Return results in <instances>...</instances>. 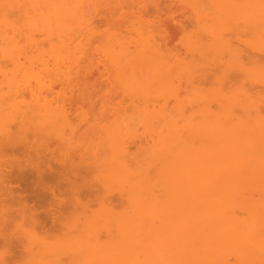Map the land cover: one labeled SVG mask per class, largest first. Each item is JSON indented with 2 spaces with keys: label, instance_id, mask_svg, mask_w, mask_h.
Here are the masks:
<instances>
[{
  "label": "rangeland",
  "instance_id": "obj_1",
  "mask_svg": "<svg viewBox=\"0 0 264 264\" xmlns=\"http://www.w3.org/2000/svg\"><path fill=\"white\" fill-rule=\"evenodd\" d=\"M50 1L61 2L62 0H50ZM74 1L79 4L80 10L83 15L84 23L83 25H81V27L79 28L77 27V29L76 26L73 25V27L75 26L74 31H72L73 30L72 29L69 32V33L72 32L71 34L74 36L73 37L72 35H68L73 37L72 43L70 45L72 46L73 49L66 56L58 55L56 54V52L55 53L51 52L52 50L51 44H56V42H58L59 40L57 38L58 36L56 35V33L54 34L56 37L52 35L54 37L51 36L52 39L50 38L49 40V36L47 37L45 33H43L44 32L43 30L42 31H40V29L35 31L32 30L31 34H33L34 41H36V42L32 41V43H34L33 46L31 44H28V42L31 43L30 41H28V38L25 39L26 37L25 33L27 32L26 27L25 29H20L21 31L18 30L22 34L18 33L17 29L20 28V26L23 27L20 21L24 22L25 20H28L30 16L29 14L35 13V15L37 14L36 16L40 15L41 11H39L40 10L39 6L36 5L34 7V10H32L30 6H27V8H30L31 10H28L29 13H26L27 15H24L25 17L22 14V12L24 11L20 10V7L18 6L17 7L19 8V10L15 6L12 7L14 9H9L8 12L12 10L11 13L6 12L8 8L2 9L4 10V12L2 11L0 12V14L4 13V20L5 17L7 16L6 18L9 20V23H11V25L10 24L7 25L9 27L7 28L5 24L0 22L2 24L0 25V28L2 26L5 32L9 34L8 37L12 35L11 37L14 36L13 38H15V41L19 40L18 41L19 46H23L24 50L20 49V51H17L18 54H20L18 55V57H19V62L21 64L20 65L21 67H17L14 64V62L9 59L8 55L6 56L1 53L2 49L6 50L7 48L6 46L7 43L5 45V41H3L4 42L3 43L1 40L2 43L0 44V81H1L0 83H2V88L0 89V94L6 93L7 95H9V91H11V93H14L12 95L11 94L9 95L10 96L9 99L8 97H6L7 95L6 96L4 95L7 99V100L4 99L5 102L8 101L6 103H8L9 107L12 106V108H23L27 103H31L36 98L39 99L40 102L48 101L52 103L53 106L63 105L66 107V110L68 112L67 114L68 120L66 122L67 124L65 122L64 125H62V123H58V125L57 124L54 125V123H52L53 125L51 124L50 126L48 124L47 119L50 120L51 116H49V118L45 116V119L43 116L40 117L35 116L33 119L36 123L38 118L40 119L43 118V121H45L46 123L44 124L47 127L49 125V127L47 128L44 127V125L40 124L42 120H40V123H38L37 121V124L39 125L35 124V126L37 125L39 127L40 125H42L43 129L44 128L45 129L38 130L39 128H42V126L39 128L36 126L37 129L34 132L37 135V137L40 135L41 138H39L40 137L39 136L37 139L36 135L35 138H32L31 136L30 138H32L31 139L32 144L36 148L43 150L44 153L47 154V156H50V161L52 163H54L56 159H60V160L64 158L67 159L69 157L68 153L70 152L73 153V150L75 149L77 151H79L80 149L87 150L86 155L89 157L92 154H95L92 152L93 151L95 152V150L97 149L96 151L99 150L98 151L99 154L101 153L100 157L104 156L101 158L102 160L100 159L99 156H97L98 160H100L99 162L106 161L105 163L103 162L102 163L106 164L104 166L105 168L106 166L108 168V166L110 165L113 166L115 165V163L117 164L115 160H117L118 158L119 159L122 158L120 156L124 157V155H122L121 153L122 152L124 153L126 151L127 152L126 161L128 165L127 167L129 170L131 169L130 171L126 169L128 173L126 171H123L122 169L121 170L122 172L120 171L121 175L118 174L119 175L118 176L116 174L119 177L118 178L115 175L116 167L115 168L111 167L112 174L108 176V178L106 177V175L104 176L103 174V172H105L106 170L105 168H104L105 170L98 169V171L96 170V172H94V176H97L100 179L102 178L101 180L99 179L98 181L100 182V184H102V190L103 192H105L104 197L106 196V194H108L107 196L111 197V195H113L112 198H116L114 197V194L115 193L119 194V197H122L119 200V202L121 201L122 204L121 202L119 203L118 201H116L114 205V209L117 212L115 211L113 212V214L108 212L106 213L105 209H103L105 202L102 201V199L99 200V203H96V201L93 202L96 199L95 198L92 201L93 205L90 203V206L87 209V215H88L87 218H89L92 215L93 217L92 216L91 217L94 218L93 220L92 219L90 220L91 217L88 220L86 218L83 219V222L86 223L85 225V223L81 222L82 220H79L82 219L83 216L81 217L79 214L75 212L73 214L72 211L73 215L77 214V216L75 215L76 217L75 216L73 217L71 213L69 214L70 216H72L69 217L70 219L65 218L66 217L65 216L62 221H64L63 223L66 222V225L64 224V226L62 227L63 224H61L60 228H58L59 227L58 226L57 227L58 229L56 228V230L55 229L52 230V232L54 231L56 232L54 236H52L51 235L52 232H50L48 237L45 240L42 241L40 240V242L37 238L35 239L36 234L37 237H39L38 235L42 234L38 228L36 234L34 233L31 234L30 232H34V231H32V227H30L28 223L27 224L26 222L24 223L23 222L24 220L21 219L19 216H15V217L12 216L14 218H11V221L10 219L7 222L4 220L5 225H3L4 222L3 224L2 222L0 223L1 225L0 232H3L2 230H4L5 232L7 229L5 233L10 234L14 239V244H15L13 249L14 254L12 256V254L8 253L7 245L3 243V241H1L0 239V261H1L0 264H33V263L46 264L48 259L49 261L47 262V264H51L50 263L51 261H55V263H57L56 262L57 259L60 260V261L58 260L60 262L59 264H86L90 259L87 260L85 257L90 258L91 254L94 255L95 252L98 251L104 252L106 254L105 255L106 259L108 257L110 258V260H112V262H114L117 259L116 256L117 254L120 253L121 255L120 254L119 255L120 257L122 256V258L119 257L120 258V259L118 258L119 262H115L116 264L124 263V261L122 262V259L126 258L128 253H130L132 259H137V256L134 254V252L135 253L137 252V255H140L141 253L140 257L142 258L139 257L140 260L141 259L144 260L146 258L144 262L147 264H158L157 258L159 259L160 256H161L160 259L162 260L159 263L166 264L167 262L168 264V262L171 261L169 263L177 264L179 263V261L181 263V259H182L181 264H184L185 261L188 260L187 257L185 258L184 256L183 257L181 256L180 260H176L179 258V256L176 253L174 254V251H172L171 254H167L166 252L170 253L171 251L167 248H164L163 245L162 246L160 244L156 245L160 249L154 248L156 247L154 245L155 244L154 242H156V240L155 241L154 239L152 240L153 233L151 234L150 231L151 232H153L154 230H158V232L160 230L164 231L163 227L164 228L169 227V226L168 227L164 226L163 222H162L163 224H161V221L159 220L158 217L160 215V218L162 220L164 216H162L160 213L159 214H154L155 212L150 213L151 217L150 216L147 217L146 216L147 214L146 215L143 214L147 218L146 217L143 218L144 216H139V217L136 216L134 218V221H132V223L134 222L136 226L139 221L141 220L146 221V222L142 221V223L141 222L139 223H141V225H143L142 227H144L141 228L143 232L145 231L147 232V230L153 228V231L151 229L148 231L151 234V236L147 232L149 236L147 237V239L144 238L145 240L143 247H142L143 245L142 243L138 245V248L140 247L139 249H137L136 246H135L136 249L134 247L132 248L131 246L132 243L131 242L127 243V241H124L123 243L126 245V247L129 244L128 246H130L129 247L130 252H128L129 250H127L126 248L125 249L123 248V245L120 244V242L122 243L121 241L122 234L120 233L121 231H124V229L125 231L128 230L130 218L127 216V212L130 211L131 214L130 207L132 205L130 203L128 196L132 193L133 194L135 193L134 195L132 194V197L137 195V198H139L138 196H140V198L143 196L144 198V196L147 195L148 189H150L149 186L151 187V183L148 182L152 181L151 177L155 174V172L158 171L159 167L165 164L163 160L165 158L163 157L164 151L162 150V146L161 147H157V146H159V144L162 145L161 142L164 143L162 140L165 141L169 139L168 136H170L171 133L174 134L173 128H175V130L181 131V133L183 130L182 133L183 137H186V140L187 139L190 140L189 138L190 134H188L190 131L186 132V129L189 128L188 130H190L193 127V125H195L198 128L200 137L198 136V138H196L195 141L193 142L198 144L197 146H200L202 148L205 147L208 148L213 145L216 146L217 143L221 142L219 140H216L218 136L215 137V140L217 142L214 140V138H212V136L211 137L206 136L208 134V133L206 134V132L208 131L207 127L213 128V126L211 127L209 125L211 124V121L216 122V120L218 119V121L220 120L219 126L220 124L224 123L223 124L224 127L225 126L226 127L234 126L235 128L237 127L236 129H234V131H232L231 135L229 136L231 137L234 135L232 137L233 142H240L243 140L240 138L243 137L245 134L247 135L244 127L245 124L242 126H237L238 124H240L241 120H243L242 122L246 120L247 121L246 124H250V125H256L257 124L256 122L264 125V28H262L264 27V22L261 21L262 23L261 24L259 21L258 23L257 22L255 24L253 23V25L249 22H245L244 24L245 20L243 19L244 17H247L246 15L250 13L249 11V13L246 14L248 9L254 11L253 8L256 9V7L258 6L256 10L260 12L261 10L259 8L264 7V0H256V1L249 0L251 3L248 0H243V1L236 0V2L240 6L241 14L244 12L243 10L246 11L242 15H240L239 12L236 13L239 7L236 8L235 12L233 11V7H231V4H234L235 2L231 0L228 1H231L232 3L229 2L226 3L227 0L225 1L221 0V2L224 3L222 5L225 6H222L220 4L221 2H218L219 3L218 5L216 2L217 0H68V2H74ZM245 1L248 2L243 5H240V3H244ZM18 2L20 3L21 0ZM18 2L16 4H18ZM22 2L24 4H27L28 1L22 0ZM215 2L217 6L219 7L222 6V8L216 7ZM252 3H254L253 5L257 3V5L253 7ZM36 4H38V2ZM247 4L250 6V8L247 7L248 6ZM251 6L253 7L252 9ZM224 8H225V12H224ZM219 10H221V12ZM253 11H251V13H253ZM258 11H254V14L255 12L257 13ZM231 12L233 13V15H231L232 14ZM6 13H8V15H6ZM35 15L33 14L34 17ZM226 15L227 17H224ZM26 16H28L27 19H25ZM218 16L221 18H218ZM39 17L41 18V16ZM40 18L38 19L37 17L39 21L42 20ZM236 18L238 20H236ZM13 22L18 25L19 23L21 24L19 25V27L18 25H16L18 27L17 28L16 26H14ZM139 22L140 23L143 22L142 23L143 25L145 23L146 24L145 27L148 33H150V35H153V38L156 41V43L158 41L157 43L158 45L159 43L161 44L160 48L163 52V55L166 54L165 58L166 59L168 58L167 60L169 61L167 62V60H165V65L167 64L168 66L167 76L168 78L171 79L172 82L170 83V79L166 80L167 82L164 79V81H162V83L164 84L159 83L161 85V89H160V86L156 81L158 86L156 87L154 86V88H156L154 89L155 91L152 89V87H148L146 89L148 85L143 84L141 88L140 86L138 88L134 86L135 85L134 84L132 86L136 88L135 91L138 88V93L136 92L135 94L132 91L133 88H130L132 86L129 87V84L127 83L129 80H130L129 82H131L132 80L131 75L133 77L134 74L132 72H129L130 70L127 71L126 69L128 68L124 70V72L127 71L125 72L126 75L123 71H122L124 73L123 75L122 72L121 74H119L120 72L117 71L118 69V67H116L117 65L113 66L114 62H112L113 64L111 63L112 59L110 56H107L105 51L107 49L106 45L110 44L109 42L111 41V39L113 38L115 39L116 37L115 39L116 47H114L113 45L114 42L113 44L112 43L110 44L111 46L114 47V49L119 50L117 48H120L119 46L121 44L124 45V42L126 41L125 45L127 44L126 46L127 50L129 52H133L135 50L134 49L135 46L133 45L134 44L136 45V41L139 38L137 32V27L140 25ZM248 23L249 25H247ZM237 24H239L238 25L239 27H237ZM254 25H257V27ZM242 26L243 27L246 26V27L243 28ZM15 27L16 29H14ZM250 27L252 29H250ZM12 30H14L15 32ZM259 30L261 32H259ZM26 34H28V32ZM67 34L64 35L67 36ZM111 35H115V37H111ZM66 36H64L65 39H68V37ZM109 38L110 41L108 42ZM117 42L119 44L118 47H117ZM21 51H23L25 54L23 52L21 54L20 53ZM29 55L30 57H28ZM246 55L256 56V59L254 61L252 60L253 62H250L251 58L249 59ZM176 64L178 65V68H175ZM172 65H174V68ZM177 69L180 70L177 71ZM24 71L25 73L26 72L29 73L26 75ZM117 72H119L118 74L120 75L119 77L121 78V81L118 80L119 77ZM4 73L6 74V76H12V75L17 76L16 78L21 79L22 81L23 79H25L24 82L29 81L31 87H33L32 90L31 91L24 90V91H20V93L19 92L15 93L13 89L10 90L11 87L6 86L8 84L6 78H5L6 83H4ZM24 74L26 75L25 78H24ZM173 74L174 76H177L179 74L178 75L179 77L175 78L174 76H172ZM121 75L124 77H122ZM173 77L175 78V80H173L174 79ZM133 78L136 79L135 77ZM21 80L18 81L21 82ZM136 80H132V82ZM154 81L155 80H153V82ZM156 82L154 83L155 85ZM149 88L150 90L152 89L151 91H153L152 92L153 97H156V99L150 98V96L148 95L149 94L148 91H150L148 90ZM140 89L141 91H139ZM151 91H150V95H152ZM223 92L229 95L226 97L227 94L225 95ZM218 93L221 94V96H219ZM231 93L234 95H232ZM232 96L235 98L231 99ZM227 99L229 102H226ZM234 99L235 101H233ZM144 100H146L145 103H143ZM154 100H155V104H154ZM6 103H4L5 107L7 106ZM146 106L149 109H147ZM143 108H146L145 110H149V113H147L148 115L140 111V109H142L144 112L145 110ZM154 109L156 110L153 111ZM257 110H258V114L256 115L255 111L257 112ZM161 112L164 113L165 115L149 116V114L154 115ZM237 118H239V120ZM51 122L53 121L51 120ZM213 124L214 123H212V125ZM216 124L217 123H215L214 126H216ZM198 125L200 128L198 127ZM168 126L170 127V129ZM184 126L186 127V129L184 128ZM176 127H180V128L177 129ZM201 127L204 128L202 129L203 131L201 130ZM205 128L206 131L204 133ZM201 133L202 135L205 134V136L204 135L201 136ZM164 135L167 136V139L165 138L166 136ZM214 136L215 135H213V137ZM2 137L3 136L0 135V145H1L0 148L3 147L4 149V142L2 141L4 137L3 138ZM163 137L165 139H163ZM210 138H212L213 141L212 139L210 140ZM247 138L248 140H250L252 139V136L248 137L247 135ZM33 140L35 142H33ZM158 140H160L161 142H159L156 145L157 147L156 150L154 149L155 147L154 145L155 143L158 142ZM214 141L216 144H214ZM166 142L168 143V140ZM245 146H248L247 142L244 143L243 149L248 148ZM48 150H50L51 152ZM116 150H118L120 156ZM47 151L50 152V154ZM115 151L116 154L118 153L117 155H115ZM8 152H5V154ZM66 155L68 156L66 157ZM117 156L119 157L117 158ZM154 156L155 157L158 156L157 158H160L161 160L156 158L158 160L157 163V160L153 158ZM8 160H9L8 156L4 155V165H8L7 164ZM112 161H115V163H113ZM151 161L154 163V166L153 165L150 166V163L153 164ZM100 166L103 167L101 164ZM137 168H139L140 170H138ZM134 169L137 170V172H135ZM100 170H103V172ZM117 170L120 169L117 168ZM123 172L128 174V176H126L125 173L123 174ZM131 172L132 174L135 173L138 174L139 176H136L135 174L131 175ZM144 177L146 178V180L144 179ZM148 177L149 179L150 178L151 179L147 182ZM118 180H121V182H118ZM142 181H146V182H142ZM144 183H146V185ZM140 184H143V186H141ZM130 187L133 188V192L130 190ZM100 188L101 187H99V189ZM124 188L126 189V191L124 190ZM136 189L138 190V192ZM102 190L100 191L102 192ZM128 190H130L131 192ZM252 190L245 191V196L250 197V199H253L251 200L252 202H254V199L258 200V198L260 199V197L264 195L262 194V192L259 191L257 192L255 189ZM148 194L150 195V192ZM154 194L162 195V192L154 190ZM250 194L253 195V197ZM149 195H147L146 197L148 198ZM119 197H117V199ZM137 198L135 197L136 200ZM97 199H99V197ZM239 200L240 198L238 199V201ZM100 203H103V205H100ZM127 203H129V205ZM260 204L262 205L264 203L261 202ZM260 204H258L259 208L255 209L256 212L255 211L253 212L251 210H246L247 209L246 207V209H244L245 211H242L243 208L242 209L238 208L237 211L236 208V214L238 216L247 219L249 218V214L250 213L252 214V212L253 214L260 212L264 213V209H262L264 207H260ZM127 205L130 207H128ZM127 208H129V210ZM101 210H104L105 212L104 211L102 212ZM88 211L90 213H88ZM130 214L128 215L130 216ZM115 216H116V220L114 218ZM120 216H122L124 219L128 217V221L125 220L126 221L125 223L124 219ZM153 217L154 218L156 217L155 220H153ZM16 220L18 222L20 220H23L22 222L26 225L24 226V224L21 223L20 221L21 226L27 227L28 225V227L31 228V230L29 229L27 230L26 228L25 229L30 232H27L24 229V227L22 228L21 226H19V223L18 222L16 223ZM104 221L105 223H107L106 226H108L107 228H109L107 230H109L108 232L110 233V235H108L109 233L107 234V230H105L106 226L103 225ZM120 221L124 222L125 224L122 222L119 223ZM155 221L157 222L158 226H155L156 225ZM12 222L13 223L15 222V224L17 225L13 224ZM87 222H89L90 224L88 225ZM150 222H152L151 225H154V227L150 226ZM176 222L177 221H175V223ZM145 223H147V225ZM121 224L124 225L121 226ZM46 225L47 226L51 225V219H48ZM159 225L163 227H160ZM173 225L177 226L176 224ZM6 226L7 228L5 229ZM96 228H99V230H96V233H94ZM169 229L172 230L173 228L171 227ZM169 229L166 230L168 231ZM116 230H117V234H116ZM168 232L170 233L171 231L169 230ZM163 235L165 236L169 234L168 233L165 234L164 232ZM93 236L97 241V242L95 241L96 242L95 245H94ZM47 239L48 241H50L51 244L48 243V245H46L45 241H47ZM105 240H107V244ZM150 240L152 241L150 242ZM38 242L40 244H37ZM88 242L90 244H88ZM182 242H183L182 244H184L185 241ZM52 244H54L53 248H52L53 246ZM87 244L90 245L91 247H89ZM113 244L115 246V249L119 248V246L121 245L122 247H120V249L122 251L118 250L117 252L115 251V249L113 250L114 247L112 246ZM179 244L182 245L181 242H179ZM39 245H43V246L41 247ZM116 245L118 246L116 247ZM148 245H150L151 247H149ZM29 246L31 250L28 252V250L30 249ZM49 246L51 248H49ZM92 246H94L95 248H93ZM147 246L149 250H151L150 253L148 252V248H146ZM111 247L112 249H110ZM162 247L165 250H161L163 249ZM96 248L98 249V251L97 250L95 251ZM143 248L144 250L147 249L144 251L145 254L143 252ZM44 249H46V251ZM132 249H135V251L133 252ZM140 249L141 251H138ZM40 250L44 251V253L41 252ZM49 251H51L52 254H49ZM120 251L121 252L124 251V252L121 253ZM146 251L149 254H147ZM47 252L49 255H51V257L48 255V257L46 256L48 259L45 260V255H47ZM112 252H116L117 254ZM97 254L99 253H96L95 255ZM114 254L116 256H114ZM150 254L151 256L153 255L152 256L153 258L150 256ZM163 254L165 257H167V260L163 256ZM232 254L231 256H229L228 259L230 264H236L237 262H238L237 264H240V262L235 257V255L233 254L234 256H232ZM30 255L31 256L33 255L32 258ZM147 255L150 262L149 260H147ZM170 256L174 258L168 260L170 259L169 258ZM49 257L52 259L50 260ZM115 257L116 259L114 260ZM129 257L127 258L129 259ZM150 257L153 259L152 262H151L152 259ZM163 257L165 258V260L163 259ZM53 258H55L56 260H54ZM96 259L95 257L93 258L94 264H97L98 260ZM30 261L33 263H30Z\"/></svg>",
  "mask_w": 264,
  "mask_h": 264
},
{
  "label": "bare ground",
  "instance_id": "obj_2",
  "mask_svg": "<svg viewBox=\"0 0 264 264\" xmlns=\"http://www.w3.org/2000/svg\"><path fill=\"white\" fill-rule=\"evenodd\" d=\"M18 1H20V0H0V10H1L0 12H2V11L4 12V10H2L4 8H8L6 10V12H8L9 9H14V8H12L13 6H15V7L18 6V7H20V10L24 11V12H22V14L24 16V15H27L26 13H29L28 10H31V9L34 10V7L36 5L39 6V8H40L39 11H41L40 15H39V16H41V18L39 16H36L37 14L35 15V13H33L36 18L33 16V14H29L30 15V16L28 15L29 18H28V16H26V18H25V19L28 18V20H25L26 22L20 21L22 24L19 23V25L20 24L23 25L24 28L21 26H20V28H18L19 25L15 24L13 22L14 26L18 25V27L16 26L18 28L17 31L18 30L21 31L20 29H25V27H26L28 34L30 33L28 35V34H26L27 32L25 31L26 32L25 33V35H26L25 39L28 38V41L31 42V43H29L27 41L28 44H31L33 46L34 43H32V41L36 42V41H34L33 34H31L32 30H34V31L39 30V29H40V31L43 30L44 31L43 33H45V35L47 37L49 36V40H50V38L52 39V37H54L55 36L54 34L56 33V35L58 36L57 38L59 39V40L57 39L59 43L58 42H56V44L50 43L51 47H52V50L50 49L51 52H54V53L56 52V54H58V55H65V56L68 55L70 53V51H72V49H73L72 46H70V45H71L73 37H74L71 34L72 32L71 33H69V32L72 29H73L72 31H74L75 26L77 29V27L78 28L81 27V25H83V23H84L83 15H82V12L80 10L79 4L75 1L74 2H68V0H64V1L62 0L61 2H59V1L55 2V1H50V0H41V1L40 0H27L28 1L27 4H24L22 2V0L20 3ZM223 1H225V0H223ZM231 1H233L237 4V7H236L235 3H234L235 5L231 4V7H233L234 12H235L236 8H238V7L239 8L237 9L238 11L236 13L239 12L240 15H242L244 12H246L245 10H243L244 12L241 14L240 6L236 2V0H231ZM231 1L227 0L226 3H228V2L232 3ZM250 1H252V0H250ZM254 1H256V0H254ZM17 2H18V4H16ZM37 2H38V4H36ZM216 2L219 5L218 2H221V0H219V1L217 0ZM216 2H215V5L218 8H220V7L222 8V6H225V5H222L224 3L221 2L220 4L222 6L219 7V6H217ZM247 2L245 1L244 3H240V5H243ZM254 3H252V5ZM255 5H257V3ZM255 5H253V7H255ZM258 5H259V3H258ZM27 6H30L31 9L27 8ZM18 7H17V9L19 10ZM247 7L250 8L249 5ZM253 7L251 6V9ZM257 8H258V6L256 7V9ZM253 9H254V11H258L255 8H253ZM259 9L261 11L260 12L258 11L257 13L255 12V14H254L253 10L248 9L246 14L249 13V11H250V13H251V11H253V13H251V14L249 13L248 15H246L247 17L243 18L245 20L244 24H245V22H249L252 25H253V23L254 24L256 22L258 23L259 21H260V23H261V21L264 22V11H262V10H264V7H261ZM219 11L221 12V10H219ZM11 12H12V10L9 11L8 13H11ZM35 12H36V10H35ZM224 12H225V8H224ZM8 13H6V15H8ZM231 15H233V13ZM0 16H1V19H0L1 23L5 24V26H7L9 24L11 25V23H9V20L6 18L7 16L5 17V20H4V13H1ZM221 16H222V14H221ZM230 16H228V17H230ZM37 17H38V19L39 18L42 19V20H40L41 22L37 19ZM224 17H227V15ZM218 18H221V17L218 16ZM236 20H238V19L236 18ZM1 23H0V25H2ZM13 23H12V25H13ZM142 23L139 22L140 25L137 27V32H138L139 38L136 41V45L135 44L133 45V46H135V48H134L135 50L134 51L132 50L133 52H129L127 50V47H126L127 44L125 45L126 41L124 42V45L121 44L119 46L120 48H117L119 50L114 49V47H116V44H115L116 37H115V35H111V37H115V39L113 38L110 41V38H109L108 42L110 41L109 42L110 44L111 43L113 44V42H114V44H113L114 47L111 46L110 44L106 45L107 49L105 48L106 49L105 53L107 54V56L111 57V59H112L111 63L114 62V64L112 63L113 66L117 65L116 67H118V69H119V70L117 69V71L120 72V73L117 72V74L118 73L121 74V72L122 71L124 72V70L126 68H128V69H126L127 71L130 70L129 72H132L134 74L133 77H135L137 80L134 79L131 75L132 80H136V81L132 82V80H131V82H132L131 83V82H129L130 81L129 80L127 82L129 84V87L135 84L134 86H136L138 88L140 86V88H141V86L143 84H145V85H148L146 87V89L148 87H152V89L154 90V89H156V88H154V86L155 87L158 86V84L162 83V81H164V79H165V81L170 79L167 76L168 66H167V64L165 65V60H167L168 58L167 59L165 58L166 54L163 55V52L160 48L161 44L159 43V45H158L157 44L158 41L156 43V41L153 38V35H150V33H148V31L145 27L146 24L144 23V25H143ZM249 23L247 25H249ZM261 24H260V27H261ZM73 25H75V26L73 27ZM238 25L239 24H237V27H239ZM254 26L257 27V25H254ZM254 26H253V28H254ZM16 27L14 29H16ZM244 27H246V26H244ZM7 28H9V27L7 26ZM262 28H264V27H262ZM250 29H252V28L250 27ZM241 30H242V28H241ZM260 30H259V32H261ZM12 31H14V30H12ZM19 31H18V33H21ZM29 31H31V32H29ZM64 34H67V36ZM8 35L9 34L7 32H5V30L1 26V28H0V44L3 41H5V45L7 43V45H6L7 48L5 47L6 50L2 49L1 53L3 55H6V56L8 55L9 59L12 60L17 67H21L20 66L21 64L19 62V57H18V55H20V54H18L17 51H20V49H23V46H19V43H18L19 40L15 41V38H13L14 36L11 37L12 36L11 35L8 37ZM52 35H54V36H52ZM63 35L68 37V39H65V37ZM68 35H72L73 37L68 36ZM62 37H64V38H62ZM70 38H72V39H70ZM1 40H2V42H1ZM65 40H67V41H65ZM68 40H71V41H68ZM117 40H118V38H117ZM118 45L119 44L117 42V47H118ZM22 52L23 51H21L20 53L22 54ZM15 53H16V55H15ZM246 56L249 59L251 58L250 62H253L256 59V56H252V55H246ZM28 57H30V55ZM167 62H169V61L167 60ZM172 66L174 68V65H172ZM175 68H178L177 64H176ZM178 70H180V69H177V71ZM245 70H248V69H245ZM127 71H125V72H127ZM177 71H176V73H177ZM123 72H122V75L125 73V72L124 73ZM24 73H25V71H24ZM28 73L29 72H26L25 74L27 75ZM25 74H24V78L26 76ZM119 74H118V77L120 76ZM125 75H126V73H125ZM178 75L174 76V74H173L172 76L177 78V77H179ZM16 77L17 76H14V75L6 76V74L4 73V83H6L5 78L7 79V83H8L7 85L6 84H4V85L11 87L10 90L13 89L15 91V93H17V92L20 93V91H24V90H29V91L32 90L33 87H31L29 81L24 82L25 79H23V81H22L21 79H18ZM122 77H124V76H122ZM175 78L173 80H175ZM18 80L19 81L21 80L22 83L19 82ZM118 80L121 81V78L119 77ZM124 80H125V78H124ZM153 80H155V81L153 82ZM122 81H123V78H122ZM156 81L158 82V84ZM155 82H156V85L154 84ZM171 82L172 81L170 79V83ZM0 84H1L0 85V89H1L2 83H0ZM150 84H151V86H150ZM162 84H164V83H162ZM159 86L161 89L160 84H159ZM130 88H133V90H132L133 93H135V94H136V92L138 93V88L136 91H135V89H136L135 87L132 86ZM148 90H150V88ZM139 91H141V89ZM150 91H148V93H149L148 95L150 96V98L156 99V97H153V94H152L153 91H151L152 95H150ZM219 93H221V92H219ZM223 93L225 95L227 94L225 92H223ZM10 94L12 95L14 93H11V91H9V95ZM4 95L6 96L7 94L6 93L0 94V135H2L4 137V139H2V141L4 142V149H3V147L0 148V223L2 222V224H3V222H4L3 225H5V221L7 222L9 219L11 221V218H14L15 216H19L21 219L24 220V221L20 220L21 223H23V222L24 223L26 222V224L28 223L29 226L32 227V231H34V232L27 231L28 229L31 230V228H29L28 225H27V227H24L26 224L23 223L24 224L23 227H24V229L25 228L27 229V230L25 229L27 232H30L31 234L32 233L36 234L37 228L39 229V231L43 235L41 233H39L41 235H38L39 237H37V234H36L35 239L37 238L40 242V240L41 241L45 240L48 237L49 233L52 232V230H54V229L56 230V228L58 226H59L58 228H60L61 224H63L62 227L64 226V224L66 225V222L63 223L64 221H62V220L64 219L65 216H66L65 218L72 217L69 215L70 213H71V215H73L75 212V213L79 214L81 217L83 216L82 219H79V220H82L81 222H83V219H85V218L88 220L92 215L89 218H87L88 217L87 209L89 208L90 203L92 204V201L95 198L96 199L93 202L96 201V203H99V200L102 199V201L105 202L103 209H105L106 213L108 212V213L113 214V212L116 211L114 209V205H115L116 201L119 202V200L122 197H119V194H116V193H115L116 195L114 194V197H116V198H112L113 195H111V197L107 196L108 194H106L107 198H106V196L104 197L105 192H103V190H102V184H100V182L98 181L100 178H98L97 176H94V172H96V170L98 171V169H104L105 168L104 166L106 165V164H103L106 162L105 160H104L105 162L102 161L103 163L99 162L100 160H98L97 156L100 157V154H101V153L99 154V152H98L99 150L96 151L97 149L96 150L93 149V150H95V152L93 151L92 153H95V154L90 153L92 155L89 157L86 155L87 150H81L80 149L79 151H77L75 149V150H73V153H71L69 151L70 153H68L69 157L67 159L66 158L61 159V160L56 159L55 162L52 163L50 161V156H47V154H45L43 150L36 148L32 144L31 139L35 138L36 134L34 131L37 129V127H38L37 125H39V124H37V121H38V123H40V120H42L40 124L44 125V127H47L45 125L46 124L45 121H43V118L42 119L38 118V120L36 119L37 121L35 123V121L33 120L34 117L35 116L36 117L43 116L45 119V116H47V118H49V116H51L50 120L47 119L48 124L50 126L52 123H54V125H56V124L58 125V123H62V125H64L68 120V118H67L68 112L66 110V107L63 105H61V106L54 105L53 106L52 103H50L48 101L47 102L46 101L40 102L39 99L36 98L31 103H27L25 105V107H23V108H12V106L9 107L8 103H6L8 101L5 102V100H7L6 97H8V99H9L10 96L7 95L5 97ZM228 95L229 94H227L226 97ZM232 95H234V94H232ZM219 96H221V94H219ZM233 98H235V97L232 96L231 99H233ZM145 101L146 100H144L143 103H145ZM233 101H235V99ZM226 102H229L228 99ZM4 103H6L8 108H7V106L5 107ZM147 103H150V102H147ZM151 104H152V102H151ZM154 104H155V100H154ZM146 108L149 109L147 106H146ZM146 108H143V109L145 110ZM164 109H166V108H164ZM155 110L156 109H154L153 111H155ZM140 111H142V113H145V114L149 113V110H145L147 112H145V111L143 112V110L140 109ZM255 113L257 115L258 110H257V112L255 111ZM164 115L165 114L162 112L158 113V114H154V115L149 114V116H164ZM237 119L239 120V118H237ZM51 120L53 122H51ZM214 120H215V118H214ZM217 121H218V119L216 120V122L211 121V124H209V125L211 127L213 126V128L207 127L208 131L206 132V134L208 133L206 136H210V137L212 136V138H214V140H215V137L218 136V138L216 140L221 141V142L218 141L219 143L216 144L215 143L216 140H215L214 144H216V146L213 145L214 147L211 146L208 148H206V147L202 148L200 146H197L198 144L193 142V141H195L196 138H198V136L200 137L199 132H198V128L195 125H193V127L190 130H188L189 128L186 129V127L184 126V128L186 129V132L190 131L188 133V134H190L189 135L190 140H188V139L186 140V137H183V134H182L183 130L181 133V131L175 130V128H173L174 134L169 133L170 134V136H168L169 139H167V136L164 135V136H166L165 138L168 140V143L166 142L167 140H165V141L162 140L164 142V143H162L160 141L161 139L158 140L157 143H155L154 149L162 146V150L164 151L163 157L165 158L163 160H164L165 164L162 165L160 163L162 166L159 167L158 171L155 172L154 175L152 173V175H153L151 177L152 181L148 182L151 179V178L149 179V177H148L147 182L151 183V187L149 186L150 189H148V192H147V195H149L148 193L150 192V195L148 196V198L146 197L147 195H145L144 198H143V196L141 198H140V196H138L139 198H137V195L132 197L133 193L128 196L130 203L132 204L130 207V206H128L129 203H127L128 204L127 206L131 208V214H130V211L127 212V216L130 218L129 227H128V230H126V231H125V229H124V231H121L119 229L121 231L120 234H122L121 235L122 243L120 242V244L123 245L124 249L126 248L127 250H129L128 252H130V248H129L130 246H128L129 245L128 244L126 247V245L123 243L124 241H127V243L131 242L132 248L133 247L135 248V246H136V248L139 249L140 247L138 248V245L140 243L143 244L142 247L144 246V240L147 239V237L149 236L148 231L150 229L153 231V228H150L149 230L146 229L148 233L146 231L143 232L141 228H144V227H142L143 225H141V223L144 220L139 221L141 223L138 222V224L136 223L137 225L135 226V223L134 222L132 223V221H134V218L136 216L139 217V216H144L146 214H147L146 215L147 217L148 216L151 217L150 213L155 212L154 214L160 213L162 216H164V218H162V220L160 218V215L158 218L161 221V224L164 223L163 224L164 226H167V227L169 226V227L164 228L163 226L159 225L160 227H163L164 231L163 230H160L162 232H160V231L158 232V230H154L153 232L150 231L151 234L153 233L152 240L153 239H154V241L156 240V242H154L155 243L154 245L156 246V245L160 244L161 246L163 245L164 248L169 249L171 252L170 253L166 252L167 254H171L172 251H174V254L176 253L179 256V258L176 260H180L181 256L182 257L184 256L185 258L187 257L188 260L186 259L187 261H185L184 264H230L228 259L232 253L238 259L240 264H264V213L260 212V213L253 214L255 209L259 208L258 204H260L261 202L264 203V201H262V200H264V197H262L264 195L261 196L262 198L261 197H260V199L258 198V200L254 199V202L251 201L253 199H250V197L245 196V191L252 190V189H255L257 192L259 191V192H262V194H264V125H262L261 123H258V122H256L257 124L253 123L256 125H250V124H246V122H247L246 120H244V122H242L243 120H241L240 124H238L237 126H242L245 124L244 127L246 130V133H247L248 137L252 136V139L249 138L250 140H248L247 135L243 134L244 136L240 138V139H243L242 141L233 142L232 137L234 135L231 137H229V136L231 135L232 131H234V129H236L237 127L236 128L234 126H231V127L225 126L224 127L223 126L224 123L222 121L221 122L223 124H220V126H219L220 120L218 122ZM212 123H214V124L217 123V124H216V126H214V124L212 125ZM35 124H37L36 125L37 127L35 126ZM197 124H199V123H197ZM42 125H40L39 127H41ZM49 125H48V127H49ZM59 125H61V124H59ZM225 125H226V123H225ZM32 126H35V127H32ZM171 127H173V126H171ZM198 127H199V125H198ZM176 128L179 129L180 127H176ZM40 129L44 130L45 128L43 129V126H42V128H39L38 130H40ZM169 129H170V127H169ZM202 129H204V128L201 127V130ZM167 131H166V133H167ZM202 131H200V132H202ZM205 131H206V128L204 130V133H205ZM209 131H210L211 135H210ZM43 132H45V131H43ZM212 134L215 136L213 137ZM249 134H250V136H249ZM203 135L205 136V134H203ZM203 135L201 133V136H203ZM30 136L32 138H30ZM237 136H238V134H237ZM245 136H246V138H245ZM36 137H37V135H36ZM38 137H37V139H38ZM39 138H41V136ZM165 138L163 137V139H165ZM212 138H210V140ZM237 139H238V137H237ZM34 140H36V139H34ZM34 140H33V142H35ZM212 141H213V139H212ZM159 142H161L162 145L159 144V146L156 147V145ZM246 142H247L248 146H245V147H248V148L243 149V145ZM0 147H1V145H0ZM122 149H121V151H122ZM250 149L252 152L250 151ZM48 151H50V150H48ZM116 151L118 152V150H116ZM116 151H115V155H117L119 153L118 152L116 154ZM119 151H120V148H119ZM124 151H125V149H124ZM5 152H8V153L5 154ZM50 152H48V153L50 154ZM121 154L124 155V157L120 156V153H119V156L122 157L123 159L122 158L119 159L118 158L119 156H117L118 159L115 160L117 162V164L115 163V161H112L113 163H115V165L111 166L109 164L110 166H108V168L106 166V168H105L106 170L104 169L105 172H103V170H100L103 172L104 176L106 175V177L108 178V176H110L112 174L111 167H114V168L116 167L117 173L115 172V175L116 174L121 175L120 173L122 172L121 171L122 169H123V171H126V169H128V167H127L128 165H127V161H126L127 152L125 151L124 153L122 152ZM4 155L8 156V159H9L7 161L8 165H4ZM68 155H66V157ZM103 155H104V153H103ZM102 157H104V156H101L100 159ZM157 157L154 156L153 158L156 159ZM157 159H160V158H157ZM157 163H158V160H157ZM100 164L103 167H101ZM128 164H130V163H128ZM151 165L154 166V163L153 164L150 163V166ZM117 168L120 170H117ZM137 169L140 170L139 168H137ZM151 169H152V167H151ZM114 171H115V169H114ZM135 172H137V170H135ZM124 173L125 172H123V174ZM139 173H140V171H139ZM149 173H151V172H149ZM134 174H132V172H131V175H134ZM117 175H116V177L119 176V175L118 176ZM125 175L128 176V174H126V173H125ZM135 175L139 176L138 174H135ZM144 179L146 180L145 177H144ZM121 180H118V182H121ZM142 182H146V181H142ZM133 184H132V186H133ZM144 184L146 185V183H144ZM140 185L143 186V184H140ZM99 187H101V188L99 189ZM100 190H102L103 193ZM124 190L126 191L125 188H124ZM130 190L133 192V188L130 187ZM130 190H128V191H130ZM154 190L162 192V195L154 194ZM137 192H138V190H137ZM125 194H128V193H125ZM141 194H142V192H141ZM120 195H121V193H120ZM251 196L253 197V195H251ZM98 197H99V199H97ZM117 197H119V198L117 199ZM135 197L137 198V200L135 199ZM237 198L238 199L240 198V200L238 201ZM46 203H48V204H46ZM103 203H100V205H103ZM253 203H255V204H253ZM256 203H257V206H256ZM121 204H122V202H121ZM124 204H125V201H124ZM262 205H264V204H262ZM262 205L260 204V207H264ZM246 207H247V209H246ZM236 208H237V211H238V208L239 209L243 208L242 211H245L244 209H246V210H251L253 212H252V214L247 213V214H249V218L246 219V218L238 216L236 214ZM124 209H126V208H124ZM127 209L129 210V208H127ZM262 209H264V208H262ZM72 211H73V214H72ZM101 211L103 212L104 210H101ZM259 211H260V209H259ZM88 213H90V212L88 211ZM94 213H96V212H94ZM94 213H91V214H94ZM77 214H75V215L77 216ZM122 214H124V213H122ZM128 214H130V216ZM148 214H150V215H148ZM75 215H73V217ZM12 216H14V217H12ZM146 216H144L143 218H145ZM4 217H5V219H4ZM7 217H9V218H7ZM92 217L90 218V220L94 219ZM120 217H122V216H120ZM128 217L125 219L122 217L124 219L125 223H126V221H128ZM6 218H7V220H6ZM114 218L116 220V216ZM155 218L153 217V220H155ZM48 219H51V225L50 226L46 225ZM77 219H78V217H77ZM20 221L18 222L16 220V223L18 222L19 226H21ZM175 221H177V222L175 223ZM121 222L122 221H120L119 223H121ZM124 222H122V223H124ZM144 222H146V221H144ZM83 223H85V222H83ZM87 223H88V225L90 224L89 222H87ZM151 223L152 222H150V226L154 227V225H151ZM13 224H15V222ZM91 224H93V223H91ZM124 224H121V226H123ZM145 224L147 225V223H145ZM155 224H156L155 226H158L157 222ZM173 224H176L177 226H175ZM15 225H17V224H15ZM85 225H86V223H85ZM103 225L106 226L107 223H105V221H104ZM126 226H128V225H126ZM126 226H125V228H126ZM107 227L108 226L105 227L106 228L105 230L109 229ZM171 227L173 228L172 230L169 229ZM6 228H7V226L5 227V229ZM166 229H169L172 233L171 232L169 233L168 232L169 230L167 231ZM93 230H92V233H93ZM96 230H99V228H96L94 233H96ZM2 231L3 232H0V239H1V241H3V243H5L7 245L8 253L12 254V256H13V254H14L13 249H14V245H15L14 239L12 238V236L10 234L5 233L7 231V229L5 232H4V230H2ZM108 231L109 230H107V234L109 233ZM156 231H157V233H156ZM54 232H52V234H51L52 236H54V234H56V232L55 233ZM164 232H165V234L168 233L169 235L164 236L163 235ZM116 234H117V230H116ZM151 234H150V236H151ZM93 235H95V234H93ZM108 235H110V233ZM154 236H155V238H154ZM93 239H94V245H95V243L97 241L95 240L94 236H93ZM152 240H150V242ZM90 241H93V240H90ZM105 241L107 244V240H105ZM182 241H185L184 244H182L183 243ZM35 242H37V241H35ZM39 242L37 244H40ZM109 242H111V241H109ZM179 242H181L182 245H180ZM45 243H46V245H48V243H50V241H48V239H47V241H45ZM88 244H90V243L88 242ZM114 244L112 246H114ZM52 245H53L52 246V248H53L54 244H52ZM121 245L119 246V248H116V249L114 246L113 250L115 249V251L118 252V250H121L120 249V247H122ZM39 246L42 247L43 245H39ZM88 246L91 247L90 245H88ZM117 246L118 245H116V247ZM148 246L151 247L150 245H148ZM148 246L146 248H148ZM92 247L95 248L94 246H92ZM26 248H28V247H26ZM29 248H30V246H29ZM45 248H46V246H45ZM49 248H51V247L49 246ZM154 248L160 249L157 246ZM164 248L161 250H165ZM110 249H112V247ZM135 249H132L133 252L135 251ZM186 249L188 250V252ZM30 250H31V248L28 250V252ZM44 250L46 251V249H44ZM96 250L98 251L97 248L95 249V251ZM145 250H147V249H145ZM145 250L143 248V252ZM36 251H38V250H36ZM138 251H141V249ZM41 252L44 253V251H41ZM41 252H38V253H41ZM101 252H99V251L95 252V254L99 253L97 255L94 254L95 256L93 254H91L90 258L84 256L87 260L90 259V260H88V262L86 261L87 262L86 264H90V263L94 264L93 263L94 257H95V259L97 258L96 260H98L97 264H99V263L108 264L110 261L112 262V260H110V258L107 257V259H106V256H105L106 254L104 252H102L104 254H102ZM123 252H121V253H123ZM148 252L149 253L151 252V250H149V248H148ZM148 252H147V254H149ZM112 253H116V252H112ZM49 254H52L51 251H49ZM49 254L47 252V255H45V260L48 259L47 257ZM119 254H117V256L114 254V256L117 257V259L115 257L114 260L116 259L117 261L115 260L114 262H112V264H114L115 262H119L118 258L121 255V254L120 255ZM134 254L137 256V259H132L130 253H128L126 258L130 256L129 257L130 260L128 258L127 259L123 258L122 262L124 261V263H122V264H147L144 262V260H146V258L144 260H142V259L140 260V258H142V257H140L141 253H140V255H137V252L136 253L134 252ZM144 254H145V252H144ZM233 254H232V256H234ZM89 255H90V253H89ZM32 256H31V258H32ZM49 256L51 257V255H49ZM53 256H55V255H53ZM150 256H151V254H150ZM163 256H164V254H163ZM164 257H163V259L165 260V258H166V260H167V257H165V258ZM120 258H122V256ZM160 258H161V256H160ZM160 258L159 259L157 258V262H158V264H163V263H159L162 260ZM169 258L170 259H168V260H171V258L173 259L174 257L170 256ZM175 258H176V256H175ZM51 259L52 258H50V260ZM53 259L56 260L55 258H53ZM58 260L59 259H57L56 262L59 264L60 260L59 261ZM85 260H84V263H85ZM147 260H149L148 255H147ZM158 260H160V261H158ZM48 261H49V259H48ZM152 261H153V259L151 260V262ZM47 262H46V264H47ZM111 262L109 264H111ZM149 262H150V260H149ZM169 262H171V261H169ZM169 262H168V264H171ZM176 262H178V261H176ZM30 263H33V262L30 261ZM50 263L51 264L52 263L57 264V263H55V261H51ZM179 263H180V261H179ZM179 263H177V264H179ZM181 263H182V259H181ZM166 264H167V262H166Z\"/></svg>",
  "mask_w": 264,
  "mask_h": 264
}]
</instances>
